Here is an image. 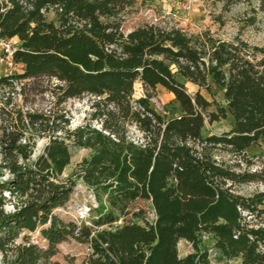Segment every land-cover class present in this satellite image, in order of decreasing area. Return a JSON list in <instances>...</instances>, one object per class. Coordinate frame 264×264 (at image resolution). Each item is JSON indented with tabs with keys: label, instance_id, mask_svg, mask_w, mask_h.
Listing matches in <instances>:
<instances>
[{
	"label": "trees",
	"instance_id": "16d2710c",
	"mask_svg": "<svg viewBox=\"0 0 264 264\" xmlns=\"http://www.w3.org/2000/svg\"><path fill=\"white\" fill-rule=\"evenodd\" d=\"M212 1L225 8L257 2L264 10V0ZM135 3L0 0V39L18 38L16 69L0 77V90L8 89L0 97V251L10 255L9 264H59L51 261L56 246L73 239L89 245L80 264H264V192L233 189L260 180L259 174L237 172L213 158L216 148L244 156L247 148L264 146V43L159 24L124 32ZM42 78L53 82L43 88ZM135 82L163 87L175 106L161 115L148 96L132 100ZM186 82L198 87L193 95ZM15 83L23 104L28 95L48 90L53 107L10 106ZM212 86L224 104L201 94H212ZM84 95L92 97L91 111L71 129L54 106ZM211 105L215 110L207 111ZM205 117H229L231 127L203 136ZM129 126L141 133L138 140L128 137ZM38 136L47 141L32 157ZM70 147L90 154L61 178ZM76 181L96 204L80 222L66 221L54 210L68 201ZM136 199L150 202L153 221L141 208L125 219ZM11 200L13 209L6 211ZM37 229L46 246L27 234L16 241ZM204 235L212 240L211 251ZM180 240L192 247L182 257Z\"/></svg>",
	"mask_w": 264,
	"mask_h": 264
},
{
	"label": "rangeland",
	"instance_id": "374dc122",
	"mask_svg": "<svg viewBox=\"0 0 264 264\" xmlns=\"http://www.w3.org/2000/svg\"><path fill=\"white\" fill-rule=\"evenodd\" d=\"M51 17V14H48ZM250 21L252 23L250 24ZM143 24H159L162 26L181 28L188 32H198L209 29L216 36L223 39H230L235 35H239L242 39L250 44L261 45L264 43V10L259 9L257 2L250 4L245 2H236L225 8L222 2H214L212 0H136L133 8L126 15L122 23V30L128 32L131 29ZM17 46V44L15 43ZM7 74V70L3 64H0V77ZM43 88L49 86L51 82L46 78L39 80ZM186 90L193 95L198 87L189 82L185 83ZM20 84L15 83V93H12L11 105L22 106L23 109H33L38 111H47L53 107V98L48 90H43L36 94L27 96V102L23 104V96L19 93ZM3 91V92H2ZM8 89L0 90L7 95ZM201 94L210 102L215 100L224 104L222 93L212 86V94L201 89ZM141 96H148L150 106L161 115L168 114L175 106L173 95L161 86L154 89L145 88L140 82H135L132 100H136ZM92 97L84 95L80 98H70L66 101L54 106L55 110L65 112L69 119L70 128H75L85 121L88 113L91 111L90 103ZM3 101L0 99V107ZM215 106L211 105L207 111H214ZM1 120V116H0ZM231 119H220L218 121L209 122L208 117L204 119V126L201 130L203 136L210 133L221 134L231 127ZM91 126L100 129L101 122L93 120ZM128 137L132 140H138L141 133L134 127H128ZM36 143L32 157L41 152L47 139L44 136L35 138ZM264 151V146L260 149L257 147L247 148L245 155H233L232 153L216 148L213 150V158L224 166H228L237 172H255L259 174L260 180L235 184L233 189L242 195H251L255 192H264V156L260 155ZM71 160L65 168L61 178L70 175L76 165L82 158L90 154L89 149L70 147ZM8 177L7 174L4 178ZM9 199V197H7ZM96 201L92 192L85 187L80 181H76L68 201L60 208H56L54 212L66 221L80 222L85 219L88 214V208L95 205ZM141 208L144 211V217L148 221L155 218L154 211L149 201L144 199H136L129 205V213L125 219L131 218L132 211ZM6 211H12L13 201H7L4 205ZM142 222V220H139ZM107 227V226H103ZM24 234L29 235L30 241L38 243L40 246H46L45 240L39 234V229L34 232H22L17 238V242L22 241ZM204 243L211 250V238H203ZM178 255L180 257L192 251L191 245L180 240L177 245ZM90 253L87 243H80L73 239L62 241L56 246V253L51 257V261L59 264H80L82 260ZM10 255L4 256L0 251V264H9ZM237 260H231L227 263L218 262L215 264H236Z\"/></svg>",
	"mask_w": 264,
	"mask_h": 264
},
{
	"label": "built area",
	"instance_id": "2783aa9c",
	"mask_svg": "<svg viewBox=\"0 0 264 264\" xmlns=\"http://www.w3.org/2000/svg\"><path fill=\"white\" fill-rule=\"evenodd\" d=\"M16 49L15 42L12 39H0V64H3L7 72L15 71V63L13 61V52ZM208 237L204 235L203 238ZM212 250V249H211ZM209 250V251H211Z\"/></svg>",
	"mask_w": 264,
	"mask_h": 264
},
{
	"label": "crops",
	"instance_id": "0c3cea01",
	"mask_svg": "<svg viewBox=\"0 0 264 264\" xmlns=\"http://www.w3.org/2000/svg\"><path fill=\"white\" fill-rule=\"evenodd\" d=\"M12 41L15 42V43L17 44V43H18V38H17V37H14V38L12 39Z\"/></svg>",
	"mask_w": 264,
	"mask_h": 264
}]
</instances>
